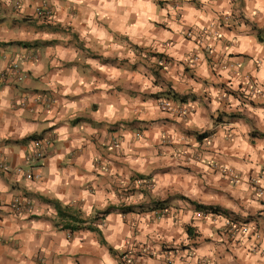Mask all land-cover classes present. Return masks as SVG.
<instances>
[{"label": "crops", "instance_id": "1", "mask_svg": "<svg viewBox=\"0 0 264 264\" xmlns=\"http://www.w3.org/2000/svg\"><path fill=\"white\" fill-rule=\"evenodd\" d=\"M17 1V21L47 5L66 33L0 27V42L40 53L23 83H0V264H264V201L249 187L264 171V100L245 99L248 82L264 90V0ZM40 93L54 100L46 111ZM167 94L185 117L161 111ZM48 133L54 146L27 180L30 139ZM16 198L29 214L5 208ZM228 220L247 232L232 235Z\"/></svg>", "mask_w": 264, "mask_h": 264}, {"label": "rangeland", "instance_id": "2", "mask_svg": "<svg viewBox=\"0 0 264 264\" xmlns=\"http://www.w3.org/2000/svg\"><path fill=\"white\" fill-rule=\"evenodd\" d=\"M20 3L16 0V1H5V0H0V27L4 29V22L9 20L10 25L15 26L16 28H19L20 30L18 31L19 35H32V32L37 33L36 31H40L41 33L43 32H50V33H61V34H65L66 30L61 26H57L55 24L54 21V9L50 6L47 5H42L41 7L37 8L34 12L35 15V20H23L22 22H20V20H16L15 15L19 14V5ZM13 17V18H12ZM14 20V21H13ZM13 21V22H12ZM15 21H17V23H15ZM24 21V22H23ZM2 29V30H3ZM38 31V32H39ZM191 32V30H188L185 33L186 38L191 39L193 38V33L191 37L187 36L188 32ZM2 34L5 33L4 31H0ZM59 41V39L57 40H53V42H57ZM68 42V41H65ZM37 42H35L33 45H29V42H5L2 41L0 42V63H3L6 61L5 66L0 69V83L4 84V85H20L21 83H23L29 76V70L25 69L24 63L28 62V61H32V62H36L39 60V56L40 53L38 51V48H36V44ZM48 43H51L48 42ZM69 43V42H68ZM35 45V46H34ZM15 46H19L21 48H26L25 51L23 52V54H19V55H15L13 57V59L9 60L6 59V55L7 50L15 47ZM135 51H139L142 52L141 49L136 48ZM134 51V55H137ZM148 52L145 53V55H149L151 57H155V60L157 61V68H161L163 69L164 67L167 66V64L169 63V60L165 57L162 56L160 54H151V49H147ZM158 56H160L158 58ZM159 62V63H158ZM20 78V79H19ZM26 100L23 99L20 101L19 103V108H24L26 107ZM35 102H37L39 105H41L43 107V110L46 111L48 110L51 105L54 103L53 98L50 95L47 94H41L37 97V99L35 100ZM42 138H49L51 141L53 140V143H55V136L54 134H45L42 135L40 137H33L32 139H30L31 141V148H32V142L35 140H39ZM30 148V150H31ZM30 150L26 156V161L29 163V167L27 168V171L25 173H23V177H25L27 180L30 181H34L37 178H33L34 176H37L33 173L34 168L36 167V165L38 164L39 161H31L30 158ZM51 150V149H50ZM50 150L48 151V153H46V156H48ZM43 160V159H42ZM6 169V170H4ZM0 170L3 171H7V168L4 166V161H2V163L0 162ZM30 175L31 178H28L27 176ZM16 201H19V207L18 209H14L12 208V205L14 203H16ZM26 206H30L32 208V206L30 204H24L23 201L20 198H16L13 201H11L8 205L5 206V208L13 214L16 215H27L30 213V211H26ZM126 209V208H125ZM123 209V210H125ZM102 217H97V216H92L91 219L92 221H94V223L96 224L97 221H99ZM98 224V222H97ZM102 224L101 222L99 223V225ZM63 225V224H62ZM85 227H93L92 224L90 223V225H85ZM254 228V227H253Z\"/></svg>", "mask_w": 264, "mask_h": 264}, {"label": "built area", "instance_id": "3", "mask_svg": "<svg viewBox=\"0 0 264 264\" xmlns=\"http://www.w3.org/2000/svg\"><path fill=\"white\" fill-rule=\"evenodd\" d=\"M188 37L192 36V33L189 31L187 33ZM215 37V38H219L218 32L216 31H206L203 30L202 31V37L204 39H208L209 37ZM262 44L264 45V38L261 40ZM203 51H206L208 54H212V50L211 47L207 44H204V47L202 48ZM20 79V78H19ZM249 84V91L246 94V100L248 101H252L254 99H260V100H264V90L260 87H258L255 83L253 82H248ZM171 97H173V95L171 94H167L165 97H162L159 99V103L158 106L161 109V111L166 112V113H173V114H177L180 117H185L189 110L186 107L183 106H178L175 105L174 102H172ZM54 146L53 140L51 141L49 138H42L39 140H35L32 142V148L30 150V160L31 161H39L42 160L46 157V153H48V151L50 149H52ZM51 151V150H50ZM213 168L215 170H217L220 175L226 179L230 184L232 185H237L240 182V175L237 171L226 167L222 164H215L213 166ZM6 170V169H4ZM28 178H31L30 175L27 176ZM37 178L38 176H34L33 178ZM249 187L251 189V191L261 200L264 201V171L261 170L257 173H255L254 175H252L249 179ZM19 201H16V203H14L12 205V208L14 209H18L19 207ZM26 211H30L31 207L30 206H26ZM167 213L166 209H162L160 211H157V216L161 217V216H165ZM208 214L210 215H215L212 214L210 212H208ZM236 226H239V223L237 222H233L231 220L226 221L225 223V227L229 228L230 232L232 233V235L238 234L239 232L241 233H246V229L247 227L238 230ZM127 264H129V261H127Z\"/></svg>", "mask_w": 264, "mask_h": 264}, {"label": "trees", "instance_id": "4", "mask_svg": "<svg viewBox=\"0 0 264 264\" xmlns=\"http://www.w3.org/2000/svg\"><path fill=\"white\" fill-rule=\"evenodd\" d=\"M258 39L261 41L262 40V37L259 36ZM32 138L33 137H31V139ZM55 206H56V210H58L59 212H62V210H61V208H60V206L58 204H56ZM64 210H66V209H64ZM207 211L210 212V213H212V214H215V215H222V214H224V212L222 210H220L219 208H217V207H215V208L214 207L207 208ZM68 213H69V216H68V218L66 219V221H65V223L63 225V229L69 230L70 233H73L74 231H76V230H78L80 228V224L82 222L80 223L78 221L77 215L74 214L73 212L71 213V210L68 211ZM85 229L91 230V231L93 230L92 227H87Z\"/></svg>", "mask_w": 264, "mask_h": 264}]
</instances>
